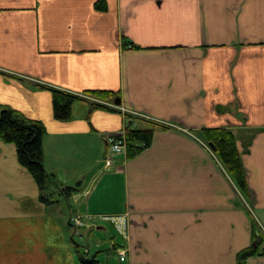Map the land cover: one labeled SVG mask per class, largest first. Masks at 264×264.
I'll return each mask as SVG.
<instances>
[{
	"label": "crops",
	"instance_id": "crops-1",
	"mask_svg": "<svg viewBox=\"0 0 264 264\" xmlns=\"http://www.w3.org/2000/svg\"><path fill=\"white\" fill-rule=\"evenodd\" d=\"M98 1L0 0V110L43 123L45 169L74 188L66 199L52 186L42 202L15 144L0 141V264H80L74 233L104 230L99 221L120 233L126 264H239L264 227V0H106L108 11ZM52 90L85 101L57 120ZM129 121L166 126L107 172V137ZM223 127L236 134L247 198L201 136ZM258 246L246 264H264Z\"/></svg>",
	"mask_w": 264,
	"mask_h": 264
},
{
	"label": "trees",
	"instance_id": "trees-1",
	"mask_svg": "<svg viewBox=\"0 0 264 264\" xmlns=\"http://www.w3.org/2000/svg\"><path fill=\"white\" fill-rule=\"evenodd\" d=\"M98 11H108L106 0H100L95 4ZM53 91V110L55 118L58 120H69L72 117V109L76 103L85 101L82 97H78L71 93H65L60 90ZM85 95L96 97L103 101H116L118 95L110 90H92L87 91ZM106 106L93 103L91 110L105 108ZM127 117H129L127 115ZM133 122L129 121L126 127L125 142L127 146V157L131 158L142 152V150L151 146L155 130L157 126L164 128L166 125H155L150 129H136ZM201 136L210 146L213 143L215 154L218 155L220 162L229 175L233 178L236 186L240 188L244 196L250 195L248 187V176L242 162V155L238 148L236 134L228 128H204L201 130ZM46 134V127L39 120H33L20 112L3 108L0 110V141L6 143H14L18 151L19 162L26 167L30 174L34 177L36 184L40 188V199L46 204L51 203L52 193H49L52 186H56L55 192L66 199H71L74 188H63L55 181L54 175L48 173L44 165L43 140ZM256 246H252L242 251L238 257L239 264H246V261L252 255L259 253L260 247L264 239H260L258 234V226L254 228ZM264 254V252L262 253Z\"/></svg>",
	"mask_w": 264,
	"mask_h": 264
},
{
	"label": "rangeland",
	"instance_id": "rangeland-1",
	"mask_svg": "<svg viewBox=\"0 0 264 264\" xmlns=\"http://www.w3.org/2000/svg\"><path fill=\"white\" fill-rule=\"evenodd\" d=\"M98 225L102 226L104 230L95 226L90 233L82 237L74 233V239L80 245L76 250L78 263L82 264V259L85 258L89 261L94 260L99 264H119L118 254L111 249L113 248V241H116L117 245L122 248L124 245L123 238L111 222L99 221Z\"/></svg>",
	"mask_w": 264,
	"mask_h": 264
},
{
	"label": "built area",
	"instance_id": "built-area-1",
	"mask_svg": "<svg viewBox=\"0 0 264 264\" xmlns=\"http://www.w3.org/2000/svg\"><path fill=\"white\" fill-rule=\"evenodd\" d=\"M139 115V114H138ZM144 116V115H142ZM145 117V116H144ZM107 144H108V149L106 152V155L104 157L105 159V169L108 171L111 169L113 166V163L115 161V158L118 157L119 155L126 154L127 153V146L125 142V134H120V135H110L107 137ZM75 225L77 226H82L83 222L81 218H75ZM115 224H118V219L112 218ZM121 233L123 232L121 228ZM258 234L260 236V239H264V227H260ZM117 252L119 253V259L120 262H123L126 257H127V250L125 248H118Z\"/></svg>",
	"mask_w": 264,
	"mask_h": 264
},
{
	"label": "water",
	"instance_id": "water-1",
	"mask_svg": "<svg viewBox=\"0 0 264 264\" xmlns=\"http://www.w3.org/2000/svg\"><path fill=\"white\" fill-rule=\"evenodd\" d=\"M116 103H117L118 105H120V104L122 103V100L119 99V98H117V99H116ZM210 147H211V149L215 150V147H214L213 143L210 144ZM81 185H82V183L78 182L77 186H81Z\"/></svg>",
	"mask_w": 264,
	"mask_h": 264
}]
</instances>
